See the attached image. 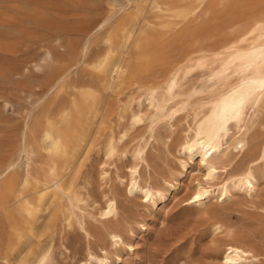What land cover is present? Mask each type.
I'll list each match as a JSON object with an SVG mask.
<instances>
[{
    "label": "rangeland",
    "instance_id": "1",
    "mask_svg": "<svg viewBox=\"0 0 264 264\" xmlns=\"http://www.w3.org/2000/svg\"><path fill=\"white\" fill-rule=\"evenodd\" d=\"M160 1L164 8L177 11L198 5L195 0ZM205 5L206 13L198 9L188 20L173 19L166 26L169 13L158 12L155 2L130 0L127 9L88 42L91 31L112 12L111 0H0V165L17 164L0 180V188H5L0 196V264H36L43 254L48 255L45 264H81L89 251L108 256L110 264H212L224 241V234L213 233L217 224L264 255V185L254 200L242 195L201 210L182 201L185 193H181L168 211H158L160 206L128 194L125 181L117 178L118 174L127 177L142 144L143 183L168 194V183H195L198 172L186 177L180 164V144L187 124H194L193 116L181 111L174 127L168 119L156 117L152 125L147 118L132 126L130 111L121 109L124 100H133L135 107L136 100H144L137 91L140 85L163 86L169 69L182 59L225 45L231 37L229 20L243 23L264 15V0H207ZM124 26L137 30L127 44ZM48 50L54 61L42 70L33 68ZM108 54L111 61L123 60L127 68L123 82H113L109 70L96 67ZM214 67L182 71L178 91L184 96L176 102L188 100L194 89L201 90ZM202 97L192 94L191 105ZM5 99L11 106L4 105ZM259 113L248 134L250 148L264 140V105ZM154 114L148 112L149 117ZM28 119L26 143L34 149L30 184L21 161ZM51 124L70 141L67 154L56 159L55 175L50 174L52 159L42 145ZM112 131L119 140V155L105 159ZM123 131L128 134L120 140ZM239 156L228 171L244 165L247 157ZM103 167L110 171L107 179ZM106 194L116 196L118 203L117 215L108 222L98 212ZM112 231L119 232L126 244L116 245ZM257 264H264V258Z\"/></svg>",
    "mask_w": 264,
    "mask_h": 264
},
{
    "label": "bare ground",
    "instance_id": "2",
    "mask_svg": "<svg viewBox=\"0 0 264 264\" xmlns=\"http://www.w3.org/2000/svg\"><path fill=\"white\" fill-rule=\"evenodd\" d=\"M111 1L113 5L112 12L91 31L88 42L103 27L112 22L120 12L127 9L130 3V0ZM152 1L156 3L158 12L169 13L167 17L169 21L165 25L170 26L173 24V19L188 20L189 15L193 17L198 14V9L202 13L205 12L207 0H195L198 4L195 8L185 7L180 11L175 8H164V3L160 0ZM157 11L156 14H158ZM141 14L142 11L140 12ZM244 21L239 23L236 20H229L228 28L229 35H231L228 39L229 41L216 51L209 52V54H201L198 57H195L193 53L173 65L166 75L163 86L161 83L140 85L137 91H140L145 98L144 100L141 98L136 100V107L133 105V100L131 102H128L129 99L127 102L124 100V104L121 102L122 98L119 100L123 105L119 102V106H122L121 110L130 111V116H128L132 126L145 122L147 118L150 119L149 122L152 125L155 123L154 118L156 117L161 120L164 118L168 119L174 127L175 121L178 119L177 116L181 114V111H188V117L189 115L193 116L194 124H187L186 138L180 144L182 156V158L180 157V164L182 170L186 172L185 176L190 178V176L194 175V172L199 174L193 186L191 183L190 185L185 182L187 180L178 182V186L168 183L171 190L168 194L166 193L167 191L165 192L153 184L143 183L140 180V164L142 161H146V150L142 144L135 151L134 158L136 162L128 166L127 177L121 176V174L117 176L122 182L125 181L128 194L144 199L145 203L160 206L158 211H168L170 203L177 200L182 195L181 193H185L182 201H187L189 205L201 210H206L213 202L227 203L242 195L254 200L258 197L261 187L264 185V140L257 142L250 148L251 142L248 138L252 125L255 124V118H258V113L259 111L261 113L264 105V15L255 16L248 21ZM122 33L124 43L127 44L134 39L137 30L124 26ZM57 40L58 44H61V38L58 37ZM106 42L111 45L112 41L108 39ZM53 61L54 55L48 50L45 57L33 63V68L42 70ZM122 61H111L110 54H108L104 60L96 64V67L101 70H109L113 82L115 80L123 82L127 68ZM210 64L215 67L210 69V75L205 81L206 85L201 90L194 89L190 93L188 100L184 99L176 102L177 99H181L184 96L183 93L178 91L180 73L188 68H205ZM192 94L204 96L200 98L196 106L191 105L189 100ZM164 95L168 96L167 100L163 99ZM131 97L133 98V96ZM171 100L176 103L171 104ZM3 103L6 107L11 106L7 99ZM149 111L155 112V114L149 117ZM24 129L21 161L26 167V184H30L32 177L31 160L34 155V149L26 143L29 119L26 121ZM127 134V131H123L121 136L119 135V139L122 140ZM118 144L117 135L112 131L106 146L105 159H112L114 156L117 157L119 155L117 154ZM42 145L52 159L50 174L55 175L57 170L56 159L61 155L67 154L70 141L63 131L51 124L43 133ZM239 155L247 157L244 165L232 170L230 168V171H228V167L236 162ZM16 165V162L0 165V180H3ZM109 172L108 169L103 167L102 175L104 179H107V176L110 175ZM4 189L0 188L1 197ZM27 199H24V201ZM48 202L49 200L47 205ZM26 203L29 204L28 201ZM26 210L29 211V208L26 207ZM98 212L100 216L107 219V222L113 216H116L118 212L116 196L106 194L102 203L98 204ZM213 233L217 237H221L224 234L222 237L224 241L217 248V255L213 256L212 264H257L262 257L264 258V255L258 253L257 250L239 242V240L237 241V235L231 230H225L221 224L214 226ZM110 235L116 245L126 244L119 232L112 231ZM128 246L131 250L135 249L133 244ZM47 249L50 250L49 248ZM47 260L48 255L43 254L36 264H45ZM81 262V264H110L108 256L99 255L93 251H89Z\"/></svg>",
    "mask_w": 264,
    "mask_h": 264
}]
</instances>
